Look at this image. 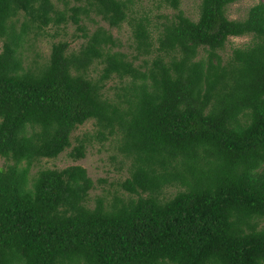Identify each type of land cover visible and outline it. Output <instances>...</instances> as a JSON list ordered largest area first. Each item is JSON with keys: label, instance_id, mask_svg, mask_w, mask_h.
Listing matches in <instances>:
<instances>
[{"label": "trees", "instance_id": "obj_1", "mask_svg": "<svg viewBox=\"0 0 264 264\" xmlns=\"http://www.w3.org/2000/svg\"><path fill=\"white\" fill-rule=\"evenodd\" d=\"M161 1L174 12L152 37L129 0H0V264H264V0L241 19L225 15L237 0H199L195 20ZM94 17L125 22L131 53ZM68 23L76 51L58 40L44 63H25L30 34ZM247 34L223 60L227 38ZM87 120L97 140L118 137V186L136 198L87 207L83 167L30 174Z\"/></svg>", "mask_w": 264, "mask_h": 264}, {"label": "rangeland", "instance_id": "obj_2", "mask_svg": "<svg viewBox=\"0 0 264 264\" xmlns=\"http://www.w3.org/2000/svg\"><path fill=\"white\" fill-rule=\"evenodd\" d=\"M55 2V0H51ZM130 13L132 16H146L149 20V27L152 31V37L155 36V27L164 20L165 16H170L174 10L166 6L161 0H129ZM263 0H237L228 5L225 9V15L229 19H241L245 16L247 9ZM199 0H179L178 8L184 15L195 20L198 13ZM98 24L108 29L111 35L115 38L117 46L114 49L131 53V36L128 25L123 22L119 27H107V25L94 17ZM88 31L93 30L95 23L82 20ZM45 32L42 35H37L35 38L30 34L26 42L22 54L24 55L25 63L39 65L47 59L50 45L52 42L64 40L68 43V51H76L83 42V39L76 37L79 34L70 23L62 28L55 29L52 26L45 27ZM252 41L250 34L242 36H229L225 41L222 49L217 51L223 60H225L234 47L244 46ZM138 60L135 61L137 63ZM98 65H93L89 70L91 76H95L98 72ZM116 83L115 78H111L105 83V91L111 93L110 87ZM96 127L92 120H87L83 124L77 126L70 135V146L65 148L54 158H39L33 161L30 165V174L44 168L60 169L68 165H79L86 171L87 176L92 180L93 187L88 191L84 204L87 207H92L96 196H103L105 202L110 201L113 197L126 200L136 198L135 194H129L123 191L118 186V182L128 176L127 167L128 159L123 157L116 149L117 136H110L105 140L99 141L95 138ZM85 135L84 155L81 158H71L69 151L77 144V139ZM5 163L4 159L0 158V166ZM176 187L170 186L163 189L162 196L167 198L174 194ZM142 193L141 196H144ZM264 221H260V225Z\"/></svg>", "mask_w": 264, "mask_h": 264}]
</instances>
